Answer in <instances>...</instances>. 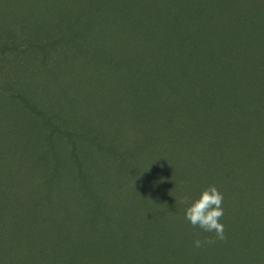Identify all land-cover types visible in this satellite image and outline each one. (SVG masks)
<instances>
[{"label":"rangeland","instance_id":"374dc122","mask_svg":"<svg viewBox=\"0 0 264 264\" xmlns=\"http://www.w3.org/2000/svg\"><path fill=\"white\" fill-rule=\"evenodd\" d=\"M221 1L218 27L216 0H0V264H264V84L253 151L226 106L254 86L232 88L235 75L264 60V0ZM215 98L225 109L205 114ZM207 142L223 241L181 201L210 183ZM187 232L215 243L190 246Z\"/></svg>","mask_w":264,"mask_h":264},{"label":"trees","instance_id":"16d2710c","mask_svg":"<svg viewBox=\"0 0 264 264\" xmlns=\"http://www.w3.org/2000/svg\"><path fill=\"white\" fill-rule=\"evenodd\" d=\"M222 3H223V1L216 0V6L213 9V15H214L215 19H218V21L216 22L218 27L221 26L220 22H222V23L225 22L226 16H227L226 9L222 8V7H224V5ZM205 14L208 15V13H206V12H205ZM237 17H238V15L234 14V18L237 19ZM249 20L250 19L247 18L246 22H249ZM185 22H186V20H185ZM218 22H219V25H218ZM235 23H236V25H239L237 23H240V20L237 19V22H235ZM187 25L196 28L195 24H191V23L187 22ZM244 25L245 24L243 22V24L241 25L242 26L241 30H240L239 27H234L233 29H231L236 35L240 31L239 37H241V39H244L246 37V35L244 33H241V32L245 31L246 29L249 30V26L248 25L244 26ZM232 31H231V33H232ZM229 34H230V32H229ZM204 39L205 38H203L202 41L199 40V42H204V43H206V45H204V43H201V44H199V48H202L204 50V54H205L206 51L208 52V50L211 49V45H209L206 42V40H204ZM237 49L241 52L242 46L239 45L237 47ZM256 53L257 52L251 53V57L250 58H255L256 59V56H259V54L256 55ZM197 58H198V56H197ZM200 59L201 58H199V61H200ZM228 59L229 58H226L225 62ZM232 61L233 60H230V62H226V64H231ZM176 66H178V63L176 64ZM198 69H199V65L197 66V68L193 67V73H191V80H189L190 82H194L193 78H195V80H196L197 75L194 74V70H198ZM255 71H257V72L255 73ZM239 72H240V74H237V76L235 75V77H234V80H233V82L231 84L232 88L238 87V83L240 81H243L244 83H246L247 86L251 85V84H254V86H252V89H251V95H250V93H248V94L247 93L246 94H244V93L243 94H239V97H237L236 99L234 97V99L237 100V101H233V97H232L226 102V106L228 108H230V110H233V111H234V109L238 110L237 119L234 122V125L232 127V132H231V134H233V136H234V139H236L235 142L239 143L241 145V147L243 148V151H244V149L246 147H247V151H253V149H255L257 146L263 145L262 137H261V135L259 136V133L261 132L260 131L261 127L258 124V122L255 121V116L251 113V109L250 108H252V106H253V102L255 101V96L257 95V93H258L257 98L262 97V91L263 90L259 89L261 87V84L259 82L261 80V83L264 84V60H263V62H261L259 64H252V67L250 65L247 66L245 72H244V70L243 71L241 70ZM207 85H208V83H207ZM243 85H245V84H243ZM254 88H255V90H254ZM205 90L208 91V86H207V88H205ZM253 90L256 91V92L254 93ZM174 91L175 90L171 89V92L173 93V96H174ZM249 91H250V89H249ZM218 92H219V96H222L224 91L221 88H219ZM247 95L249 97H247ZM263 96H264V94H263ZM224 98H225V96H224ZM217 100L218 99L215 98L214 102L211 103V105L213 106V110L210 107L211 110H208L207 112L205 110V114H208V113L211 114V112H213L214 109L217 110L218 113H222V109H225V106H224V104L221 105V106H218L217 104H215V103H217ZM262 104H264V103L261 102V104H259V105L261 106ZM180 105L181 106H179V104L177 102H175V108L176 109H180V107H182V109H180V115L183 118H189L190 117L191 106L189 105V106L186 107L181 102H180ZM188 122H189V120H188ZM221 126L222 125H219L218 129H220ZM182 127H183V133L185 135H187V133H189L190 130H188V127H186V123L183 124V122H182ZM195 128L201 129L202 127L201 126H198V127L196 126ZM257 133H258V135L256 136ZM216 136H217V134H214V137H216ZM185 140H186V138H185ZM232 142H233V138H230V140L228 139L227 144L230 145V143H232ZM215 144H217V142H214V144H212V145H215ZM212 145L207 142V145L205 146V150H202V153H203L205 158L203 159V161L201 162V165H200V167H201V170H200L201 171V179H204L207 182H210V178L211 177H213L215 179L216 178L215 173L217 172V170L215 171V170L211 169L212 165H215V163L209 158L208 155H206V154H209L210 148H211ZM192 147H193V143L191 144L190 141L185 143V146H184L183 150L180 152L179 157L182 156V158L184 159V157H186L188 155V152L191 150ZM192 149L195 150L194 148H192ZM241 152L242 151H239L237 154H240V156H241ZM193 156H194V154L190 152V155H189L190 160H191L190 162H192ZM188 171L189 172L191 171V167L190 166L186 168V172L187 173H188ZM213 182H214V180L211 181L209 183V185H211V184L213 185L214 184ZM172 187L174 188V187H176V185L173 184ZM152 198H155V196L152 195ZM182 199H183V197L181 198V201H182ZM263 202H264V200H263ZM238 206H240V204H238L237 202L233 203L232 201H225V211H229V210H231V208H238ZM171 209L172 208H170V211H172ZM260 220H261V217L259 216V222H260ZM256 221H258V218H256L255 222ZM167 223H168V225H170V221H167L166 224ZM160 225H157V226L160 227ZM172 225L173 224H171V226ZM171 228H172V233H175V231H174L175 223H174V225ZM158 230H159V228H157V231L154 232L155 233L154 236L159 235ZM261 234L264 235V233H261ZM192 238L193 237L190 235V232H187V241H188V244L190 246H193V244H194V242H192V240H193ZM153 244L154 245H158V242L156 241V239H155V242H153Z\"/></svg>","mask_w":264,"mask_h":264},{"label":"clouds","instance_id":"9594fccd","mask_svg":"<svg viewBox=\"0 0 264 264\" xmlns=\"http://www.w3.org/2000/svg\"><path fill=\"white\" fill-rule=\"evenodd\" d=\"M223 194L215 185L205 187L198 197L189 199L184 197L182 202L185 207V218L193 227H199L205 232L215 233V239L226 240L224 225L220 222L224 215ZM213 238H205L203 241L197 238L194 246L199 248L204 244L215 243Z\"/></svg>","mask_w":264,"mask_h":264}]
</instances>
